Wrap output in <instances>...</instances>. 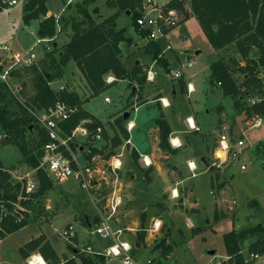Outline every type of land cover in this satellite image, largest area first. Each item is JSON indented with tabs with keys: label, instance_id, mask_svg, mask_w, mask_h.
<instances>
[{
	"label": "rangeland",
	"instance_id": "rangeland-1",
	"mask_svg": "<svg viewBox=\"0 0 264 264\" xmlns=\"http://www.w3.org/2000/svg\"><path fill=\"white\" fill-rule=\"evenodd\" d=\"M16 1V4L1 5L0 7V46L7 44L23 51L34 49L36 52L35 63L41 64L40 60L45 52L52 50L53 42L57 39L55 37L48 42L36 43V40L40 37L37 29L30 30V27L24 24L22 18L23 8L27 0ZM96 1L89 5V9L98 6L100 20L105 18L100 15V10L106 15L109 12L108 9L110 11L113 8L116 9V7L107 3V0ZM162 1L164 0H159V2ZM57 2L58 0H50V7L56 9L54 4ZM188 5L187 0L185 6ZM72 12L75 11L73 9L71 13L63 11L61 15L71 16ZM121 14L125 16L126 13ZM182 17L183 14L181 13L179 24L175 27V34L170 39L174 49H182L179 50L180 59H176L172 63V68L179 69L181 64H186L188 60L193 59L195 61L193 68H183V77L189 79L191 70L206 68L218 58H222L229 64L231 76L236 84H240V90L244 95L243 99L246 100L244 102L247 103L245 105L251 107L249 105V98L251 97H254L255 100L261 99L264 86H262V91L259 94V89L256 90L253 86L243 85L245 74L239 68L244 66L247 60L241 58L234 45L222 49L217 55L197 19L192 18L187 21V25H184L180 21ZM125 18L126 20H119L118 26L124 25V21H127L128 27L133 28L130 15L128 14ZM37 22L39 23V20ZM67 31L70 30L67 28L59 29L58 35L63 36ZM61 40L62 38L58 41L59 44ZM143 40L145 41V39ZM144 41H139L138 45L140 46ZM159 42L163 47L167 44L166 39H159ZM196 50L201 52L196 54ZM171 53L172 50L168 49L166 54L170 56ZM130 55V58L126 59L128 67H133L137 59H141L142 63L147 62L148 64L153 61L149 55L143 56L140 50L132 51ZM250 57H257L255 48L252 50ZM72 67L75 68V64L68 65L63 76L52 81L53 87H58L59 80L61 82L67 81L69 88L70 86H72V89L76 88L83 99L90 100L92 96L89 91L84 89L85 82L83 78ZM39 68L41 69V65ZM154 70L157 72L155 81L162 84L169 95H172V85L176 89V108L179 111L186 110L189 105L187 104V98L179 89V79L171 78L162 66L155 65ZM262 72H264V68H262ZM198 76L195 77L196 82H194L198 87L195 92H200L204 96L202 100H197L196 103L200 104L203 109L200 113L202 119L200 127L201 132L207 133V138L203 139L200 135L201 132L194 133L187 147L181 149V153L175 157V160L180 162L187 158L193 159L197 166L195 176H190L191 172L186 167H182L179 173H172V167L167 165L169 167L168 173L165 170L163 174L154 171L151 173V179L148 180L141 170V167L143 168L145 164L143 165L140 159L138 163L135 162L131 155V149L127 147H122L124 153L121 156L123 162L121 167L117 172L111 170L112 157H106V155L111 150L113 153L122 150L120 146H117V148L112 147L111 138L119 131L115 118L122 116L120 112L128 105L121 106L115 113H109L108 111L119 105L121 101L124 102V99L132 90L130 85L128 86L125 81L120 80L107 87L101 95L92 98L89 104L92 111L99 116L105 114L102 124L107 138H105L107 143L97 144L103 152L95 155L93 161L89 162L94 170V183L91 189L82 188L74 178L59 181L48 175L53 187L45 195L33 200L32 206L27 211L31 222L24 228L23 233L21 232L22 237H33L40 234L45 235L47 238L49 236L50 241L61 247L68 255H72L73 251L71 249L76 247L63 240L58 231L64 226L72 224L77 232V244H80V246L84 244L95 245L93 242L95 240L99 241V239L89 233L88 222L94 224L95 221L93 220L95 216L99 215L98 211L109 210L111 208L109 203L113 202L116 197H120L121 203L113 215V221L122 228H128L123 230L120 238L132 245L131 253L139 264H143L147 260H150L152 264H162V261L164 264H168V262H170L169 264H205V261L210 257L220 259L224 256L223 236L225 233L232 229L240 230L254 226L257 223H264V171L262 169L264 151L260 148L257 150L255 147L258 141L264 142V117H262L263 123L260 126L252 127V124L258 119V115L248 113L246 110L242 111L241 116H237L240 112L234 108L231 99H226L222 92V85L212 82L208 76L202 74ZM34 79L35 75L26 67H20L17 71L14 70L9 84L4 83L7 89L2 90L6 96L0 99V106L6 105L10 112L17 113L20 109V103L27 104L33 94ZM167 87L169 88L167 89ZM194 93L190 94L191 97ZM221 93H223V97ZM105 95L110 97L111 101L109 103L104 102ZM150 106L151 104L145 105V108H142L140 112L143 113V110L150 108ZM205 108L209 111L206 112ZM118 113L119 115L111 118L113 114ZM217 121L220 124L223 123L222 121L230 123L233 128L234 140L240 136L244 137V135H240L239 128L246 130L245 137L251 144L249 148L250 157L256 161L255 164L244 154L241 156L242 161L247 164V168L244 170L240 169L239 163L230 164L229 166L222 165L218 169L211 165L214 149L212 148L208 152L206 144L213 146V138L217 137V133L213 129L214 123ZM218 126L220 127V125ZM209 130H211V134L208 133ZM137 131L139 133L143 132L140 128ZM0 135H4L1 124ZM34 135L35 131L33 130L31 133H27V138L30 139ZM136 143L138 147L145 144L144 140L139 137H137ZM78 145L85 148L84 151L80 148L76 151L78 153L82 152L79 158L83 163H88V161L86 162V154L92 146H88V143L84 140H80ZM202 156L208 158L207 165L201 160ZM21 161L22 152L19 146L13 142H5L2 137L0 139V164L11 169L14 181L32 179L35 180L37 186L36 169ZM18 165H20V168L17 169ZM208 166L210 170L206 168ZM170 174L173 175L168 176ZM188 175L189 177L182 183L185 186L179 187V195L172 197L170 188L176 186L175 181ZM220 183L224 185L221 188H219ZM189 188H191V193H188ZM253 201L256 204H253ZM19 210L25 211L20 206ZM143 214H145L144 225L140 224ZM155 218H159L161 223L159 229L153 231V220ZM142 232H144V237L141 240L142 244L136 248L135 241L139 239L138 235ZM164 237L165 244L171 246L169 259L160 255L162 247L157 245ZM20 239L22 238L20 237ZM250 241L251 239H248L245 243V249H247ZM102 242L103 245L106 244L105 240H102ZM69 245H71V248ZM211 249L215 251L213 256L208 254ZM76 250L78 249L76 248ZM244 252L246 254L247 250H244ZM246 257L247 264H264L262 260L251 259L247 254ZM109 263L119 264L116 260Z\"/></svg>",
	"mask_w": 264,
	"mask_h": 264
},
{
	"label": "trees",
	"instance_id": "trees-1",
	"mask_svg": "<svg viewBox=\"0 0 264 264\" xmlns=\"http://www.w3.org/2000/svg\"><path fill=\"white\" fill-rule=\"evenodd\" d=\"M76 1L65 6V13H71L72 9L75 11L72 12L71 16H63L61 13L58 18L54 15H47V0H27L23 8L24 24L29 25L32 20H39L37 32L41 38L57 37V23L60 25V29L67 28L70 33L69 39L60 46L57 44V40H54L52 50L45 52L40 60L41 64L34 62L26 67L35 75L34 92L27 104L20 103V109L17 113L10 112L6 105L0 106V124L4 131L3 139L5 142H13L19 146L22 152L21 162L36 169L37 180L35 190L27 193L25 191L26 180L14 181L10 172L11 169L0 164V238L27 226L31 222L27 211L32 206L33 200L45 195L53 187L47 172L39 166L42 154L41 147L48 141V136L44 129L36 124L29 109H47L57 101L75 107V112L61 123V128L65 134H71V131L84 120H87L85 125L90 131L95 130L99 125H103L100 119L83 108L84 100L75 90L66 87L63 89L55 88L51 84L53 80L63 76L64 67L67 63L70 60L76 63L91 90V96L99 95L116 82V80L110 83L106 82L105 77L109 73L117 80L128 79L133 81L136 79L139 83L146 80L139 65H134L131 70H128L124 65L120 43L131 44L133 40L125 34V27L117 28L116 26L118 16L129 11L133 28L140 37L145 38L149 31L141 29L136 21L140 15L143 0H107V3L116 7V11L101 20L99 19L98 6L89 9V5L96 0ZM188 2L191 13L185 8L187 0H169L164 7L176 9L180 14L182 13V20L193 15L215 50L234 45L241 58L247 60L245 65L239 68L245 74L243 85L253 86L256 90L259 89L260 94L264 85V72H262V68H264V0H188ZM40 16H44V18L40 20ZM254 48L257 57H250ZM145 53L151 55L152 59L159 64L167 63L162 55V45L159 41L148 40L145 44ZM40 65L41 69L39 68ZM210 71V80L221 82L224 95L230 97L238 112L247 110L248 113L264 117V100L251 104V107L246 106L247 103L244 102L246 100L243 99L244 95L240 90V84H236L231 76L229 64L224 59L218 58L211 63ZM261 73L262 77H258ZM179 82L181 90L186 92L185 82L182 79ZM2 89H7V86L0 82V99L6 96ZM122 120L123 116L115 118L119 131L111 138L112 147L121 145V138H128V132L121 124ZM155 123L159 127V147L162 150H170L168 143L169 124L162 115L156 118ZM33 130L35 135L28 139L27 133H31ZM255 147L257 150L260 148L264 151V142L258 141ZM71 148L76 151L77 144H71ZM102 152V148L92 147L90 153L87 154V159L91 160L94 155ZM112 155L114 153L111 150L106 157ZM131 155L138 163L139 155L134 148L131 149ZM262 159L264 171V156ZM141 170L145 177L150 180L151 168L144 169L141 167ZM223 186V183L219 184V188ZM253 204L256 202L253 201ZM19 206L23 207L25 211L19 210ZM144 215L141 216L140 220L142 225L145 221ZM98 220V216H95L93 221L97 222ZM138 236V240L141 241L144 232ZM248 239L251 241L245 249V243ZM223 240L228 264H247V253H264V223H257L240 230L232 229L224 234ZM157 245L162 247L161 255L163 256L168 255L171 251V246L165 244V237ZM69 247L71 248V245ZM35 250L41 254L47 264H76L74 257L64 256L61 260L43 234L26 242L19 248V253L23 258H26ZM71 250L82 264H105L103 256L92 257L74 248ZM244 250H247L246 254Z\"/></svg>",
	"mask_w": 264,
	"mask_h": 264
},
{
	"label": "built area",
	"instance_id": "built-area-1",
	"mask_svg": "<svg viewBox=\"0 0 264 264\" xmlns=\"http://www.w3.org/2000/svg\"><path fill=\"white\" fill-rule=\"evenodd\" d=\"M16 0H0L1 5H12L16 4ZM165 4L159 2V0H143V3L140 7V15L136 19L137 25L141 29L148 30L149 33L145 37L148 40L159 41V39L166 38V34L172 28L176 27L179 23L180 13L176 9H166ZM59 16H56L58 18ZM60 29L59 24L57 23V29ZM58 29V31H59ZM53 37L38 38L36 43L48 42ZM35 43V44H36ZM169 48V46L167 47ZM0 82L9 84L11 75L14 70H18L20 67H27L32 65L36 59V52L34 49L29 50H11L9 47L2 45L0 46ZM5 53L6 55L2 54ZM5 60V61H3ZM188 66L194 64L193 61H188L186 63ZM154 71L149 69L146 73L148 80H152L154 77ZM168 75L171 78H178L182 75L181 71L178 70H169ZM262 77V73L258 75ZM114 76H107L105 78L107 83L114 81ZM221 84L220 81L217 82ZM264 86V85H263ZM188 93H191L194 90L192 83L186 84ZM60 89H63L64 86H60ZM250 104H255L261 100H264V90L262 93L261 99H256L254 97L249 98ZM110 97L105 96L104 102H109ZM160 101L163 106L169 105L168 101L165 98H160ZM136 109V107H135ZM76 110L75 107H72L65 102L57 101L53 106H50L47 109L43 110H31L29 109L31 115L33 116L36 124L39 127L43 128L48 136V141L44 143L41 147L42 154L40 156L39 166L43 168L50 177L53 179L64 181L68 178H74L79 182L82 188L90 190L93 182L94 170L91 167L89 162L93 161L94 156L91 160L86 158V162L79 158V153L82 155V152H76L78 148L82 151L85 150L84 147H80L78 143L80 140H84L88 143V146L98 148L99 142H105L104 131L105 128L103 125H99L95 130L90 131L85 122L87 120L81 121L72 131L71 134H65L61 128V123L68 119L72 113ZM187 124L190 128L196 129L194 120L191 118L186 119ZM262 117L252 124V127L260 126L263 122ZM133 122H129L126 126L128 130L134 126ZM244 133L242 134V136ZM4 135H0L2 139ZM77 144L76 151H73L71 144ZM170 143L172 146L180 147L181 143L177 138H171ZM251 145L247 143L245 137L236 138L234 141L231 138L230 128L228 124H222L218 130V146L213 152V161L211 165L216 169L220 168L222 165L229 166L230 164L239 163L241 170L246 169V164L242 161L244 155V150ZM124 147V146H123ZM100 149V148H98ZM91 150V149H90ZM90 150L87 154L90 153ZM222 152V156H218V151ZM69 154H68V153ZM122 151L115 153L113 156L112 162H110L111 170L117 172L121 167V155ZM86 154V155H87ZM143 162L146 166H149L151 161L147 156H142ZM189 169L195 173L196 165L193 161H188L187 163ZM36 187L35 180L28 179L25 182V191L27 193L32 192ZM176 190V189H175ZM172 195H175L174 192H171ZM178 195V194H177ZM121 203V198L116 197L114 201L110 202L109 205L111 208L106 211H98L99 220L92 224L89 229V233L95 235L100 240H107L108 243L105 245H91L84 244L80 246L77 244V232L72 224H68L61 228L58 233L62 239L67 241L69 244H73L81 253L90 255V256H103L105 259V264H109L111 260L118 261L119 264H139L138 261L133 257L132 245L120 238V235L123 233L126 227H120L116 225L113 221V215L116 212L118 206ZM108 205V204H107ZM107 207V206H106ZM161 220H153L152 230H158L160 227ZM79 247V248H78ZM75 248V249H76ZM249 257L251 259L262 260L264 263V255L262 253L250 252ZM228 256L222 258L221 260L210 259L208 264H223V261H227ZM28 264H44L41 256L38 254H32L28 260ZM146 264H152L150 260H147Z\"/></svg>",
	"mask_w": 264,
	"mask_h": 264
},
{
	"label": "crops",
	"instance_id": "crops-1",
	"mask_svg": "<svg viewBox=\"0 0 264 264\" xmlns=\"http://www.w3.org/2000/svg\"><path fill=\"white\" fill-rule=\"evenodd\" d=\"M49 1L50 0H47V2H46V6H47V9H48L47 15H54L56 17V16L60 15L64 11L65 6L67 4L74 3L76 0H58V2L54 4V8H56L58 11L56 9H52V7H50ZM168 1L169 0H164V1L160 2V3L165 4ZM185 8L188 10V12L191 13L189 5L187 7L185 6ZM100 11H101L100 15H102V17H107L106 15H109V14L113 13L114 11H116V9L113 8V9H111V11L108 9L109 12L106 15L103 14L102 10H100ZM126 16H128V15L127 14H125V16H123L122 14L119 15L118 18L116 19V26H117V28L125 27L126 28L125 34L127 36H130L132 38V40H133L132 41L133 43L131 45H129V46L126 44V42H121L120 43V48L122 49V61H123L124 65L126 66V68L128 70H131L132 67H128L126 65V64H128L126 62V59L130 58V56H131L130 53L132 51L140 50L143 53V56L144 55L147 56L149 54L145 53V44L147 42L146 38L140 37V35L137 33V31L134 28L128 27V22L127 21L126 22L124 21V25L118 26L119 20H126V18L124 19V17H126ZM22 18H23V13H22ZM43 18H44V16H43ZM192 18H195V17L193 15H190V17L188 19L182 20L183 19V17H182L180 21H182V23H184V25H187V21H189ZM40 20H41V18H40ZM37 21L38 20H32L29 25H26V24L25 25L29 26L30 30H32V31L34 29L38 30L39 23ZM69 33H70V31H67L63 36L62 35L61 36L57 35V37H56L57 38V44H59L58 41L62 38L61 43L59 44V46L62 45L63 43H65L69 39ZM173 34H175V27L172 28L170 31H168L167 34H166V38H165L167 40L166 46L163 47V45H162V55H163V57L165 58V60L167 62L166 64H159L154 59H152L153 61L151 62V64H148L147 62H143L142 63L141 59L135 60L136 61L135 65H139V67H141V69H142L141 73L145 74V78H146L145 82L139 83L136 79H134L133 81H130L128 79H118V80L116 78L114 79V81L116 80V82H119L120 80L121 81H125L128 86L130 85V88L132 87V90L128 93V95L124 99L125 100L124 102L121 101L119 103V105L114 106L113 108H111V110L108 111L109 113H115L121 106L128 105L127 108H125L122 112H120L121 115L123 116L122 125L125 127V129L128 132V138L127 139L121 138L122 139V144L118 145V147L120 146L122 148L124 146V148L125 147H127L129 149L134 148L138 152V155L140 157L139 159L142 161L143 165H144V162H143L142 156H147V158L150 159L151 163H150L149 166L144 165L143 168H145V169L146 168H151L150 177H151V173L154 172V171L158 172L160 174H163L164 170H165V172L168 173L169 167H167V165L172 167V170H171L172 173H174V172H178L179 173L181 171L182 167H186L188 169V171L191 172L190 176H195L196 175V173H193L189 169V167L187 165L188 161H193L194 162L193 159L187 158L184 161L180 162V161H176L175 157H177L178 154L181 153V149H185L187 147L188 143L191 140V136H193L194 133L198 134V133L201 132V127L200 126H201L202 119H201L200 113H202L203 109L201 108L200 104L196 103V101L197 100L199 101L200 99L202 100L204 95L202 93H200V92H195L198 87H197V84L195 85L194 82H196L195 77L196 76L199 77L198 75H200V74L208 76V77L210 76V73H211L210 65L211 64H209L208 67H206V68H201V69H197V70H191L192 72L189 73V79L184 78L183 77V68L184 67L187 68V69L193 68V66L195 65V61L193 59L188 60V61H193L194 62V64H192V66H188L187 64H181L179 69H173L172 68V63L176 59L177 60L180 59L179 50H182V49H174V47L172 46L170 39L173 36ZM38 38H40V37H38ZM143 39H145V41ZM141 40L144 41V42H142L140 44V46H139L138 43ZM5 46L9 47L11 50H14V51L17 50V49H15L13 47L8 46L7 44H5ZM168 46H169V48H167ZM168 49L172 50V53H171L170 56L166 54ZM221 50H216L217 55H218L219 51H221ZM200 52H201L200 50H196L195 51L196 54H199ZM187 53H188V51H187ZM2 54L6 55L5 53H2ZM0 56L5 57V56L1 55V52H0ZM149 56L151 57V55H149ZM3 61H5V60H3ZM70 64H75V68L72 67V69L75 72H77L78 74L81 75V77L83 78V81L85 82L84 89H86V91H89L91 93V90L89 89L84 77L82 76L80 70L78 69V67L76 66V63L73 60H70L67 63V65L64 67V71L66 70V67L68 65H70ZM155 65L162 66L164 71H166L167 73L169 72V70L181 71L182 75L180 77H178L179 81H180V79H182L185 82V84H187L188 82L193 84L194 90L191 93H194V92L195 93L193 94L192 97L190 95L191 93L188 94L186 85H185L186 92H183L181 90V86L179 87V89L181 90V92L184 94V96L187 98V101H188L187 104L189 105V107L186 110L179 111L176 108V104L175 103H176V93H177V91H176V89L174 88L173 85H172V95H169V93L166 91V88L163 87V85L160 84L158 81H155L156 80V76H157V72L154 70ZM149 69H152L154 71V74H153L154 77H153L152 80H148L147 77H146V73H147V71ZM106 76H113V75L111 73H109ZM66 82L67 81L61 82V80H59L58 84H57L58 87H56V88H59L60 86H64V87L67 88L68 86H67ZM168 88L169 87H167V89ZM69 89H72V86H70ZM73 90H75L78 93V95L80 96V98L82 100H84V103L82 105L83 108H85L88 112H90L91 114H93L95 117H97L98 119H100L102 121L104 119V117H105V114L103 116H99L98 114L93 112L92 109L89 107V104L91 103V99L95 98V96H92L90 98V100H87L86 98H85L86 99L85 100V99H83L82 95H80V93L76 90V88H74ZM100 95H101V93H100ZM221 95L223 97V93H221ZM105 96H107V95H105ZM225 97H226V99H230L228 96H225ZM160 98H165L166 101H168L169 105L163 106L161 101H160ZM103 100H104V98H103ZM110 101H111V99H110ZM109 102H105V103H109ZM147 104H151L150 108H148L146 110H143V113L140 112L142 110V108L144 109L145 108L144 106L147 105ZM221 105H222V103H221ZM249 105H251V104L249 103ZM135 107H136V109H135ZM204 110L206 112L209 111L207 108H205ZM117 115H119V113L118 114H113L111 116V118H114ZM160 115H162V117L167 121V123L170 126V133H169V136H168V143H169V146H170V150H162L159 147V142H160V139H159V127L155 123V120ZM241 115H242V112H240L237 116H241ZM191 117L194 120V123H195L196 127H198V128L192 129V128H190L188 126L186 119L187 118H191ZM258 117H260V116H258ZM218 121L214 123L213 131L217 133V137L215 136L213 138V146H209L208 144H206V149H207L208 152H210L212 150V148L215 150L217 148V146H218V130H219V126L218 125L228 124V126L230 128L231 138L234 141V139H233V135L234 134L232 132L233 128L230 125V123H227L226 121H222L223 123L220 124ZM129 122H133L134 123L133 124L134 126L131 128V130H128L126 128V126H127V124ZM138 128L142 129L143 132L139 133L137 131ZM239 131H240V135H242L244 133V137H245V131L246 130L244 128H241V129L239 128ZM208 133L211 134L212 133L211 130H209ZM105 134L106 133L104 131V135ZM206 134L207 133H205V132H201L200 133V135L202 136L203 139L207 138ZM137 137H139L140 139L144 140L145 144H142L141 147H138V144L136 143L137 142ZM174 137L177 138L180 141V143H181L180 147L172 146V144L170 143V139L174 138ZM105 138H106V135H105ZM145 139H146L147 142L145 141ZM245 139H246V137H245ZM246 141L249 144L247 139H246ZM99 143H107V142L105 141V142H99ZM98 148H100V147L98 146ZM124 148H122V150H118L117 153L120 152V151L123 152ZM249 148L250 147H247L244 150V154H246L248 159H250V161L255 164L256 161L252 160L251 157H250ZM214 150H213V152H214ZM80 154L81 153H79V155ZM111 157H112V160H113V156H111ZM207 159L208 158L206 156H202L201 157V160L206 165H207ZM122 164H123V162H122ZM194 164H195V162H194ZM245 164H246V162H245ZM19 166L20 165L17 166V169L20 168ZM196 168H197V166H196ZM206 168L208 170H210L209 166L206 167ZM246 168H247V164H246ZM173 169H176V170H173ZM10 172H11V170H10ZM171 175H173V174H170L168 176H171ZM188 177H189V175L186 176V177H180L179 179H177L175 181V185L176 186H174V187L172 186L170 188V190L172 191L173 188H174V189H176L179 192V187H184L185 186L182 183H184ZM211 191H210V194H211ZM188 193H191V188L188 189ZM171 195H172V193H171ZM178 195H176V196L172 195V197H177ZM157 219H159V218H157ZM88 226L90 228L92 226V223L89 222ZM24 228H26V226L23 227L22 229L16 231V232H14V233H10V234L6 235L5 237L0 238V264H28L27 260L32 254H38L39 256H41V254L37 250L32 251L30 253V255H28V257H26V258H23L20 255L19 248L22 247L30 239L35 238V237L38 236V235H35L33 237H24V236L22 237L21 232L23 233ZM155 230H153V231H155ZM17 235H19V236H17ZM20 237L22 239H20ZM46 240H48L51 243V245L56 250L57 254L60 256L61 260H63L64 256L74 257L75 261H76V264H82L80 259L77 258L74 255V253L72 255H68L66 252H64V250L61 247H59L58 245H56L52 241H50L49 236H48V238L46 237ZM77 240H78V238H77ZM105 241H106V244H107L108 241L107 240H105ZM135 242H136V248L140 247L141 244H142L141 241H139L138 239H136ZM93 244L103 245V242H102V240L99 239V241L95 240V242H93ZM214 253H215V251L213 249L208 251V254H210L211 256H213ZM262 254L264 255V253H262ZM160 255H161V253H160ZM247 255H249V253H247ZM226 256L227 255H226V252H225V254H224V256L222 258H225ZM167 257L169 259L170 255L169 254L166 255V258ZM41 258L44 261V264H47L42 256H41ZM222 258L214 259V260H221ZM210 259H213V258L210 257L208 260L205 261V264H208ZM111 261H113V260H111ZM146 262L143 263V264H146ZM169 263L170 262H168V264ZM224 263L228 264L227 261H223V264ZM162 264H164L163 261H162Z\"/></svg>",
	"mask_w": 264,
	"mask_h": 264
},
{
	"label": "bare ground",
	"instance_id": "bare-ground-1",
	"mask_svg": "<svg viewBox=\"0 0 264 264\" xmlns=\"http://www.w3.org/2000/svg\"><path fill=\"white\" fill-rule=\"evenodd\" d=\"M217 155H218L219 157L222 156V152L219 150V151L217 152ZM172 191L174 192L175 196L178 194V191L175 190L174 188H173Z\"/></svg>",
	"mask_w": 264,
	"mask_h": 264
},
{
	"label": "water",
	"instance_id": "water-1",
	"mask_svg": "<svg viewBox=\"0 0 264 264\" xmlns=\"http://www.w3.org/2000/svg\"><path fill=\"white\" fill-rule=\"evenodd\" d=\"M126 14H129V11H126ZM41 20L43 19V16H40Z\"/></svg>",
	"mask_w": 264,
	"mask_h": 264
}]
</instances>
